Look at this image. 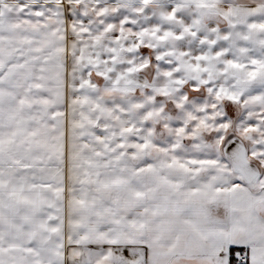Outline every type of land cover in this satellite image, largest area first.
I'll return each mask as SVG.
<instances>
[{"label":"crops","instance_id":"obj_1","mask_svg":"<svg viewBox=\"0 0 264 264\" xmlns=\"http://www.w3.org/2000/svg\"><path fill=\"white\" fill-rule=\"evenodd\" d=\"M148 1L0 0V139L9 141L0 143V264H239L240 250L245 264H264V3ZM82 9L141 12V40L162 70L240 108L229 134L237 146L197 159L154 146L149 87L128 59L137 37L74 35ZM103 121L113 134L122 122V144L104 142ZM79 122L92 134L86 152L68 143ZM41 128L46 152L36 145ZM75 168L83 178L68 185ZM77 184L107 191L112 203L79 205ZM139 186L143 210L136 197L119 198ZM140 215L136 228L129 220Z\"/></svg>","mask_w":264,"mask_h":264},{"label":"rangeland","instance_id":"obj_2","mask_svg":"<svg viewBox=\"0 0 264 264\" xmlns=\"http://www.w3.org/2000/svg\"><path fill=\"white\" fill-rule=\"evenodd\" d=\"M148 1V0H147ZM161 1H176V0H150L147 3L151 2L153 5L157 6ZM182 3H199L204 5H214V4H223L225 2L231 3H264V0H177ZM76 11L73 12L74 19L78 23H74L69 31L74 35H79L83 33H99L104 36H111L118 34L123 37H129L135 34L137 37L135 49L129 51V63H131L139 74V79L142 84L148 85L149 90L147 91V98L149 99V108H150V139L153 138L154 146H157L160 151L168 154L170 158H183V159H197L199 158L198 154H204V157L209 154V149H223L233 150L236 145V141L230 138V133L234 132L235 125L240 115V108L235 105H230L228 102H225L224 93L216 92L212 90H207L201 85L196 83L189 86L182 85L181 79L174 68H167L168 70H162L163 68L159 62H157L153 51L147 48L141 38H142V28H143V16L140 12L139 15L131 16V11H121L117 10L113 12H104L103 17L97 15V12L90 13L89 11ZM130 14V15H129ZM114 16V17H113ZM94 19L89 24H82L80 26V19ZM117 20L114 21V19ZM95 20L99 24H96ZM115 22L117 26L112 25ZM93 23V24H92ZM93 25V26H91ZM133 48V47H132ZM131 49V48H130ZM132 52V53H131ZM193 85V86H192ZM138 96V95H136ZM105 113L109 111H116L114 108L104 107ZM108 109V110H107ZM28 109H25V111ZM31 110V109H29ZM35 110V109H34ZM48 111V109H46ZM50 114H53L54 109H50ZM39 111H43L42 108ZM120 117L126 111L123 107L119 108ZM113 115V116H112ZM112 115L108 114L109 117H105L106 121L115 120ZM111 116V118H110ZM66 118V117H65ZM111 122V121H110ZM107 124V123H106ZM104 121L98 125V130L100 137L104 138V142L109 144V140L115 139L117 142L122 144L124 142L127 131L125 126L122 125V122L119 125L121 130H118L114 134L105 130ZM70 126V125H68ZM40 127H42L40 125ZM70 136L68 134V143L76 144L80 151L86 152V147H89L87 141L90 140L88 137V132L86 131V125L84 123H71ZM100 128V129H99ZM67 130V123H66ZM29 128L25 127V132L27 133ZM44 130L39 131L38 139H36V145L39 150L46 152L48 148V138ZM24 132V133H25ZM134 134V133H132ZM28 135H34L32 132ZM103 140V139H101ZM127 140V139H126ZM130 140V139H129ZM232 141V142H231ZM8 139L3 136L0 139V143L3 146L8 144ZM24 143V148L28 149ZM231 142V143H230ZM88 143V144H87ZM83 144L84 146H80ZM230 144V145H229ZM228 147V148H227ZM208 148V149H207ZM188 155H175L176 153H181ZM229 151V150H228ZM129 158V157H128ZM210 158V156L208 157ZM83 160L86 157L83 156ZM107 159V158H106ZM105 159V160H106ZM85 162V160H84ZM85 165L82 163H77L76 165ZM87 164V163H86ZM137 162V158L135 163ZM79 167V166H78ZM77 167V168H78ZM127 165L120 163L119 168L123 171L119 173L121 175L126 174ZM130 167V166H129ZM74 168V167H73ZM123 168V169H122ZM132 168V167H131ZM139 168V167H138ZM137 169L132 168L131 171H137ZM76 169V168H75ZM72 169L67 174V183L68 185H75V180L83 178L84 170ZM77 187L71 186V191L73 196L75 195L77 201L80 205V201L87 203L89 206L93 201H98L102 203L105 208L109 206L112 201L110 193L107 191L100 192V190L93 189L91 187H80L79 184ZM79 186V187H78ZM129 188V187H128ZM125 188L124 194H120L119 198L121 201L130 198L131 196L136 197V203L141 204V210H143L142 201L145 200V195L143 194V187H131ZM133 190L132 193H130ZM80 193L82 196L80 197ZM126 197L123 195H129ZM103 196V197H102ZM85 197V198H84ZM132 200V199H131ZM136 206V205H135ZM128 208L127 206H125ZM112 210V209H111ZM127 210V209H126ZM140 211V210H139ZM74 210L72 211V213ZM141 219L139 220H129L130 223L134 224L135 227H143L144 217L140 215ZM128 222V221H127ZM125 225V219H121L120 227L122 228Z\"/></svg>","mask_w":264,"mask_h":264},{"label":"built area","instance_id":"obj_3","mask_svg":"<svg viewBox=\"0 0 264 264\" xmlns=\"http://www.w3.org/2000/svg\"><path fill=\"white\" fill-rule=\"evenodd\" d=\"M235 259L239 264H245L247 262V256H246L245 252L242 250L236 252V258Z\"/></svg>","mask_w":264,"mask_h":264}]
</instances>
